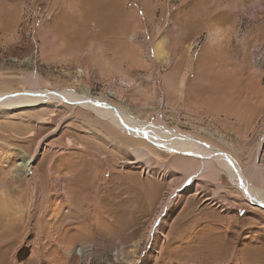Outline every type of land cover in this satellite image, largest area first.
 Wrapping results in <instances>:
<instances>
[{"label": "rangeland", "instance_id": "374dc122", "mask_svg": "<svg viewBox=\"0 0 264 264\" xmlns=\"http://www.w3.org/2000/svg\"><path fill=\"white\" fill-rule=\"evenodd\" d=\"M30 72L214 146L264 194V0H0V92ZM70 104L0 116V264H264V210L224 173L181 191L197 159H136Z\"/></svg>", "mask_w": 264, "mask_h": 264}, {"label": "bare ground", "instance_id": "6f19581e", "mask_svg": "<svg viewBox=\"0 0 264 264\" xmlns=\"http://www.w3.org/2000/svg\"><path fill=\"white\" fill-rule=\"evenodd\" d=\"M158 48L157 45L156 49L158 50ZM157 54H160V51L157 52ZM26 80L31 87L22 92H0V116L9 112H17L20 110L22 111V109H32L34 107L47 105L48 103H55L58 99H62L65 102H71L70 105L73 109H76V107H83L82 109L86 108L93 112L99 119L107 121L113 129L130 135L127 139H136L140 145L137 143L138 145L135 146V142L133 144L135 147L130 149L136 159L148 161V152L142 148L145 145H151L154 148H165L167 151H177L183 157L197 159L198 163L190 164L186 167L184 166L186 178L180 189L181 191L186 190L191 183H194L197 177L203 176L209 178L212 174L216 179L219 174L224 173V175H226V177L238 187L246 201L248 200L256 207L264 210V194L261 189L252 184L251 178L247 179L240 165L233 160V158L222 151H219L214 146L213 148L197 141L193 137L181 135L176 130H170L159 124H155L156 122L153 124L143 122L138 118L132 117L128 112L122 109H117L111 105L104 104L96 98H88L86 97L87 94H79L75 91L68 90H41L38 87L39 77L35 72H30L27 75ZM109 141L123 146L122 143L115 138H109ZM126 142H128V140ZM32 163V160H22L17 162L12 170L19 171V167L24 168L25 171L28 172ZM254 167L257 168V165H254ZM260 179L264 184V178L260 176ZM174 192L175 191H169L164 196L165 202L158 208V211L154 215L151 227L152 230L155 229V225L159 221L161 214L169 205Z\"/></svg>", "mask_w": 264, "mask_h": 264}]
</instances>
